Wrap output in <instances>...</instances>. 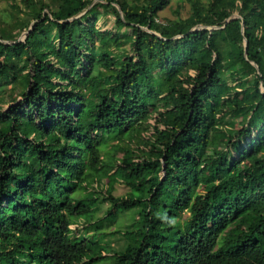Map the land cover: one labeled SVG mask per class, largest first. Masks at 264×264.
<instances>
[{
  "label": "trees",
  "instance_id": "obj_1",
  "mask_svg": "<svg viewBox=\"0 0 264 264\" xmlns=\"http://www.w3.org/2000/svg\"><path fill=\"white\" fill-rule=\"evenodd\" d=\"M187 1L0 0V264H264V0Z\"/></svg>",
  "mask_w": 264,
  "mask_h": 264
},
{
  "label": "rangeland",
  "instance_id": "obj_2",
  "mask_svg": "<svg viewBox=\"0 0 264 264\" xmlns=\"http://www.w3.org/2000/svg\"><path fill=\"white\" fill-rule=\"evenodd\" d=\"M184 1V8L180 11V15L181 16H185L186 15V12L189 10L190 6H189V3L187 0H183ZM200 1H203L205 2L206 0H200ZM6 6L4 3L3 4H0V9H2V7ZM176 4L173 3L170 7H167L165 10H163L160 14L161 17H165V18H175L176 16ZM24 34H22L19 38V40L22 39ZM8 107V105H7ZM237 123V122H236ZM235 128L238 127V125H235L234 126ZM120 151L117 152V155H120ZM124 191V188L122 186H118V188L116 189V194H119L121 195ZM106 207V204H103L101 205L100 207V212L98 213V216L100 217L101 213L104 211ZM133 213H135V210L134 211H130L128 212L126 215H132ZM96 216V215H95ZM93 216V217H95ZM93 217H84L83 219L84 220H90L91 218ZM124 217V216H122ZM127 218H129L128 216H126ZM188 217V214H183L179 217V220L180 222H183L186 220V218ZM130 225L132 224L131 220H127L126 218L123 219V218H120L113 227H111L108 231H118L121 229L122 226H125V225ZM127 244V238L123 235H112V236H109L108 238H106V247L107 248V251L108 252H112V250H121L123 249V247H125V245Z\"/></svg>",
  "mask_w": 264,
  "mask_h": 264
},
{
  "label": "water",
  "instance_id": "obj_3",
  "mask_svg": "<svg viewBox=\"0 0 264 264\" xmlns=\"http://www.w3.org/2000/svg\"><path fill=\"white\" fill-rule=\"evenodd\" d=\"M27 33H25L23 36H25ZM246 49H247V45L245 44V48H244V50H245V55H246Z\"/></svg>",
  "mask_w": 264,
  "mask_h": 264
}]
</instances>
